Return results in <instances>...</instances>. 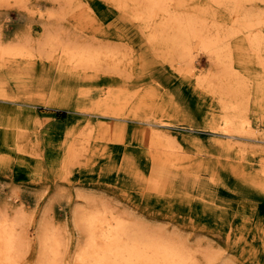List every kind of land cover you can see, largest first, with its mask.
I'll return each mask as SVG.
<instances>
[{
  "label": "rangeland",
  "instance_id": "1",
  "mask_svg": "<svg viewBox=\"0 0 264 264\" xmlns=\"http://www.w3.org/2000/svg\"><path fill=\"white\" fill-rule=\"evenodd\" d=\"M198 3L203 0H188L200 15ZM241 4L230 10L233 22H253L249 27L264 35V0ZM45 22L62 39L100 49L85 69L61 54L58 43L49 59H0V208L8 218L19 208L24 212L14 228L28 243L17 260L0 264H34L36 225L45 209L66 241L65 264H72L77 231L71 213L84 202L79 192L176 226L192 247L209 244L235 264H264V43L242 45L238 36L230 41L238 97L258 130L254 138H237L239 146L217 130L222 98L206 80L221 66L204 52L196 51L194 67L180 72L177 63L154 54L138 21L107 0L0 2L3 40L36 37ZM108 45L126 48L120 72L101 69L114 64ZM74 71L80 76L71 78ZM147 118L170 122L160 128L180 147L168 149L154 139ZM202 207L209 215L199 216ZM194 256L207 264L200 253Z\"/></svg>",
  "mask_w": 264,
  "mask_h": 264
},
{
  "label": "bare ground",
  "instance_id": "2",
  "mask_svg": "<svg viewBox=\"0 0 264 264\" xmlns=\"http://www.w3.org/2000/svg\"><path fill=\"white\" fill-rule=\"evenodd\" d=\"M107 1L138 21L154 54L171 65L177 63L176 68L180 72L182 68L184 71V68L189 70L194 67L196 51L204 52L215 61V65L221 66L220 72L211 73L209 80L212 82L206 80V86L220 93L222 98L223 112L217 130L228 135L230 139H235V142L239 141L237 138L246 135L254 138L258 130L251 126L244 114L246 107L241 105L238 97L242 89L237 85V80H234L237 72L232 69L230 41L232 37L238 36L242 45L257 47L263 45L264 35L261 29L249 27L253 22L244 21L238 24L233 22L236 15L230 10L232 7L243 9L241 2L244 0H203V3L197 4L198 10L203 13L200 15L190 8L188 0ZM221 10H227L228 16L222 14ZM52 12L54 13L53 10ZM49 14L51 16V10ZM242 14L249 18L246 11ZM218 18L222 20L221 23ZM258 18L259 15L255 17L254 23L259 21ZM42 25V32L36 37L28 33L25 37L19 36L6 41L0 33V59L8 61L17 57L49 59L53 55L54 44L58 43L61 45L59 50L61 54H65L76 68L85 69L86 63L93 66L92 61L97 60L100 48L78 44L65 35L62 39L60 35L54 33L56 29L48 22ZM240 31L242 33L238 34ZM238 43L240 44L239 41ZM123 49L110 45L105 48V53L111 58L109 60H115L114 64L109 63L101 68L106 72L104 74L114 72V68L120 72V56L126 55ZM77 74L80 73L74 71V74L69 76L79 77ZM197 78L199 81L203 80L201 76ZM106 92L109 91L106 89ZM143 121L148 125L149 133L154 139L164 142L165 148L180 147L172 135L160 128V125L171 126L170 122L154 118ZM262 139L264 141V137ZM238 144L242 145L240 142ZM78 196L84 198V202L74 204L71 213V220L77 231L76 246L71 257L74 264H200L194 256L195 252L200 253L207 264L210 262L235 264L230 257L218 255L217 250L209 244L192 247L176 226L169 228L157 222L144 220L127 208L117 209L115 205L104 201L106 199L101 195L79 192ZM45 210L36 225L37 250L34 264H65L66 241L61 236V228L55 225L48 215L46 216ZM201 212L203 215L199 216L209 215V211L204 207L200 208L199 213ZM23 217L25 214L20 208L9 218L7 212L0 208V262L17 260L16 256L20 253L21 247L28 246V243L23 241L22 232L14 228L16 224L21 223Z\"/></svg>",
  "mask_w": 264,
  "mask_h": 264
}]
</instances>
